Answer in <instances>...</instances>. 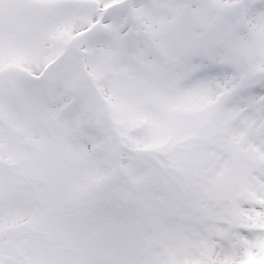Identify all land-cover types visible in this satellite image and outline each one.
I'll return each mask as SVG.
<instances>
[{
    "label": "snow or ice",
    "instance_id": "1",
    "mask_svg": "<svg viewBox=\"0 0 264 264\" xmlns=\"http://www.w3.org/2000/svg\"><path fill=\"white\" fill-rule=\"evenodd\" d=\"M0 264H264V0H0Z\"/></svg>",
    "mask_w": 264,
    "mask_h": 264
}]
</instances>
